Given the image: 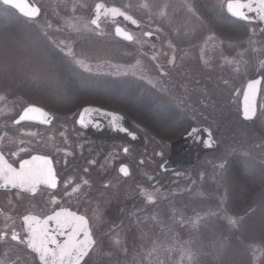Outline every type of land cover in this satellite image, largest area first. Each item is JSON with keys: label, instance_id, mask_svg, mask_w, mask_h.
Instances as JSON below:
<instances>
[{"label": "rangeland", "instance_id": "rangeland-1", "mask_svg": "<svg viewBox=\"0 0 264 264\" xmlns=\"http://www.w3.org/2000/svg\"><path fill=\"white\" fill-rule=\"evenodd\" d=\"M34 1L42 9L41 16L30 20L14 10L20 17L16 23L6 18L9 9L0 3V53L7 44L20 58L7 75L0 72V94L7 96L6 101L0 102V125L5 123V116L15 117L29 102L54 114L55 122L49 128L21 127L22 132L37 134L22 138L31 142L30 152L50 154L58 164H78L65 175V179L74 181L67 191L71 192L75 183H82L81 178L89 179L88 186L82 185L80 193L68 198L86 209L91 218L97 241L90 256L91 264H157L158 260L162 264H177L179 257L174 253L166 255L161 251L149 256L154 242L168 246L172 235L188 240L193 234L187 225L176 222L179 216L174 221L173 208L182 210L187 217L196 213L205 216L210 211L220 213L223 208L228 216L243 218L238 229H230L223 213L200 227L194 244L198 264H264V149L259 147L264 144V123L257 118L244 121L240 116L245 84L257 76L263 77L258 115L264 110V73L259 70V59L264 56L253 52L248 43L252 38L256 41L255 48L264 46L258 27L250 23L236 27L226 17L227 0H147L154 5H171L167 8L171 23L165 21L164 30L157 33L160 41L154 43L141 33L155 32L159 24L151 23L144 10L138 9L136 15L143 16V28L133 34L146 41L141 46L117 38L115 24L103 23L100 35L77 34L69 26L77 18L86 21L90 15L88 9L99 1L120 6L130 0ZM131 2L142 4L146 0ZM185 3L194 6L195 14L184 7ZM74 7L79 10L73 11ZM152 16L159 19L155 9ZM172 29L181 30L179 39H175L177 33ZM210 36L215 39L209 40ZM28 39L33 41L31 46ZM170 40L174 48L169 47ZM69 43L71 54L64 47ZM202 48L205 49L203 60L200 59ZM174 56L175 61L170 63ZM225 57L247 61L248 65L226 63ZM77 60L86 67H81ZM137 60L140 65L133 75L130 66L136 65ZM52 65L58 69L56 77L60 84L67 88L66 97L58 96L47 84L32 81L34 72ZM142 71L146 73L145 79L140 78ZM134 84L143 89L149 87L159 106L178 111L183 129L189 125L209 127L220 145L219 150L203 155L196 165L163 172L162 165H169L166 161L171 140L146 134L143 148L130 145L129 153L124 154L126 144L113 139L95 140L76 129L75 120L82 105L79 103L94 100L96 97L92 95L106 89V85ZM134 126L145 134L141 125L134 122ZM60 132L65 133L67 143ZM138 159L144 163L140 164ZM91 160L96 163L90 164ZM121 161L130 166L129 178L118 171ZM223 163L227 165L224 170L220 168ZM157 188L163 195L156 204L149 205L141 189ZM64 190L62 184L57 199ZM0 198L8 202L0 224L17 221L20 216L17 212L27 210L28 204L14 205L19 199L24 200L21 193H4ZM46 199L48 205L54 206L49 203L50 193ZM32 200L36 199H31L30 205ZM20 260L31 264L24 248L10 251L2 247L0 261L21 264Z\"/></svg>", "mask_w": 264, "mask_h": 264}, {"label": "snow or ice", "instance_id": "snow-or-ice-1", "mask_svg": "<svg viewBox=\"0 0 264 264\" xmlns=\"http://www.w3.org/2000/svg\"><path fill=\"white\" fill-rule=\"evenodd\" d=\"M5 6H10L19 10V12L30 20H35L40 15V8L37 6L30 5L27 0H0ZM223 6V5H222ZM80 7H85L81 5ZM171 5H154L147 2L142 4L132 3L131 0L127 4H121L120 6H106L104 3H96L93 8H89L90 15L87 20L81 22L80 18L76 19L75 23H70L72 31L77 34L90 33V34H102L101 24L102 18L111 17L113 23L116 25L114 29V35L120 37L123 40L131 41L141 46L146 42L141 40L137 35L126 30L124 27L119 25L117 18H123L124 21L135 25L138 29L142 27L141 20L143 16H137L136 12L138 9L144 10V15L149 17L151 23H158L159 26L155 29L156 33L161 32L165 28V21L167 20L170 24L171 21L168 18L167 8ZM184 7L189 12L195 14L194 6L190 3H185ZM227 11L235 17H239L244 20H249V12L257 13L259 19L264 21V0H227ZM153 9H155L158 20L152 16ZM79 8L74 7L73 11H78ZM203 23V22H201ZM50 27V25H49ZM194 30V29H193ZM177 33L175 39H179L181 36L180 29H172ZM143 37L151 38L154 35L152 30L142 31ZM47 36V33H45ZM214 37H209V40H214ZM33 41L27 40L28 46H31ZM63 43V42H61ZM249 47L258 56H264V46L259 49L255 48L256 41L249 38ZM57 47H60L58 44ZM64 47L68 48L69 54H71V45L64 44ZM153 47H155L153 45ZM169 47L174 48L175 45L172 41H169ZM63 51V48H61ZM205 49H201L200 59H204ZM3 58L2 64H0V72L7 75L10 68L14 67L19 61V57L16 51L4 45L3 52L0 53ZM242 55V54H241ZM153 60L156 59L154 55ZM174 56L170 63L175 61ZM225 62L232 63H243L247 67V61H233L228 60L225 57ZM76 63L80 64L81 67H86L82 61L77 60ZM207 63V61H205ZM140 65V61L137 60L136 65L130 66L133 69L132 74L136 75L135 69ZM90 71V68L88 69ZM259 70L264 73V59H259ZM58 69L52 65L46 67L42 71H36L32 74V81L34 83L47 84L53 87L58 96L66 97L67 88L65 85L60 84L56 77ZM239 71V68H237ZM127 75V73H124ZM141 79L146 78V73L143 71L140 75ZM149 83L152 80L149 79ZM159 82H157L158 84ZM261 84V80L253 79L248 83L247 91L244 93V108L243 115L246 120H252L253 118L260 119L264 123V110L257 113V106L255 104V97L258 91V85ZM157 86V85H153ZM167 91V89H162ZM7 100L5 94H0V102ZM11 111V109H9ZM98 113L102 116L109 118L110 125L128 135H132L126 127L121 124L123 117L119 116L115 112H108L102 109H91L84 108L79 113L77 123L81 127H88L89 125L99 126L98 122L92 119V113ZM5 123L0 125V187L12 188L18 190V193L23 192L31 194L33 197L42 190H53L50 193L49 203L56 206L51 211V214L44 216L40 215H24L22 217L23 229L22 231L26 234L22 236L21 232L16 231L15 222L8 224L5 223L3 228H0V247H7L10 251H14L16 248L23 247L27 250H31L32 255L37 259V264H90L91 253L95 250L97 241L93 238V233L89 227V221L86 216L79 214L76 211L71 210L68 207L61 205L57 199L55 191L58 190L61 178L57 174V170L53 166V160L49 155H30L29 158H23L22 154L30 153V141L23 139L22 137H35V132H22V122L36 121L43 125H52L54 117L45 111L41 107H37L31 102L26 106L22 107L15 117L5 116ZM11 121V124H8ZM198 129H192L191 134H198ZM61 137H65L64 132H60ZM135 137L133 136V139ZM65 143L67 138L65 137ZM214 141L212 140L211 133H209L208 141L206 146L211 147ZM264 149V144L259 146ZM57 151H64V149L57 148ZM7 152V154H6ZM123 152L129 153V148L124 147ZM66 155L70 156V152H65ZM90 164H95V160L89 161ZM144 161H140L143 164ZM226 163L220 165L222 170L226 169ZM84 172L87 173L88 169L85 168ZM119 173L123 177L130 176V170L128 165L121 164ZM82 183H75L74 187H71V192L67 189L73 185L74 181L72 178L64 179L63 187L64 192L62 195L71 197L74 194H78L81 191V187L88 186L89 179L81 178ZM107 187V185H105ZM141 194L146 199L149 205L156 204L161 196L159 189H153L151 191L147 189H141ZM197 195H203V193L197 192ZM225 197L221 198V202L224 203ZM220 213L224 214V219L227 220L230 229H238L243 218H233L228 216L223 208L220 209ZM217 212H208L205 216H201L196 213L194 216L187 217L180 209H172V216L174 221L179 216L178 223L187 225L189 231L193 233L190 235L188 240H181L178 235H172L170 237V244L164 246L154 242L153 248L149 252V256L154 253L163 252L164 254H176L179 259L177 264H198L197 252L194 251V244L198 239L200 227L205 224L209 219L219 215ZM155 218V217H153ZM62 238V239H61ZM119 243V241H117ZM0 264H8L6 261H0ZM15 264V262H11ZM157 264H162L161 261H157Z\"/></svg>", "mask_w": 264, "mask_h": 264}, {"label": "water", "instance_id": "water-1", "mask_svg": "<svg viewBox=\"0 0 264 264\" xmlns=\"http://www.w3.org/2000/svg\"><path fill=\"white\" fill-rule=\"evenodd\" d=\"M27 2L30 5L39 7L38 4H36V2L34 0H27ZM97 3H104L106 6H109V7L116 6V5H107L103 1H99ZM226 4H227V1L225 3V11L227 12V14L229 16H231L233 18H236V19H238L240 21H243V22H247V23H251V24L256 25L258 27L259 34L261 35L262 38H264V21H261L259 19L257 13H255V12H249L248 13V16L250 17V19L249 20H244V19H241L239 17H235V16L231 15V13H229L227 11ZM93 9H94V7H93ZM15 10L19 14H21L19 12V10H17V9H15ZM40 10H41V8H40ZM41 14H42V10L40 11L39 17L41 16ZM117 19H118V22L120 23L119 25L121 27H124L126 30H128V31H130L132 33L133 32L134 33H137L139 31H141V29H142V27L138 29L135 25H131L130 23L124 21L123 18H117ZM102 21H104L105 23L114 24L113 21H112V19H111V17L102 18ZM114 29H115V27H114ZM118 38L119 39H122L120 37H118ZM148 39H150L154 43H158L160 41V36H159V34H157L156 32H154L153 37L148 38ZM123 41L128 42V43L131 42V41H126V40H123ZM253 79H259V80H261V84H262V77L261 76L252 78V79H250L245 84V87H244V90H243V93H242V97H241V107H240V110H241V113H240L241 118L243 120H245V121H252V120L255 119V118H253L252 120H246L244 118V115H243L244 93L247 91L248 83L251 80H253ZM261 84L257 86L258 87V91H257L256 97H255V104H256V106H257V103H258V97H259V94H260ZM34 105L37 106V107H41V106L36 105V104H34ZM41 108H43V107H41ZM84 108L102 109V110L108 111V112H115L119 116L123 117V119L121 121V124L124 127H126L128 129V131L132 135H128V134H126L124 132H120V131L114 129L110 125L109 118L107 116H102V115H100L98 113H95V112L92 113V119L94 121L98 122V125L99 126L97 127L95 125H89L86 128L85 127H81V125L77 123V120L79 118V113ZM43 109L45 111L49 112V114L52 115L55 118V116H54V114L52 112H50L49 110H47L45 108H43ZM257 111H258V107H257ZM79 113H78V115L76 117V126L79 129H81L82 131L86 132L91 137L95 138V139H101V140H104V139H114V140H118V141L124 142V143H126L128 145H135V146H137L139 148H143L145 146V144H146V137H145V135L142 134V133H140L139 131H137L134 128V126H133L131 120L129 119V117L125 113H123L121 111L114 110V109H110V108H106V107H102L100 105L88 104V105L83 106L80 109ZM22 123H34V124H38V125H42V126H51V125H43V124H40V123H38L36 121L22 122ZM192 129H198L199 130L198 131V134L192 135L191 134V130ZM209 133H211L212 140L214 141V143L212 144L211 147L206 146V142L208 141ZM133 136L135 137L134 139H133ZM219 148H220V145H219L218 141L216 140V138L214 137L213 131L209 127H207L205 125H190L175 140H173V141L170 142V146H169V150L170 151H169V155H168V158H167V162L170 163V166L167 167V168H165L164 166H162V169L163 170H168V171H174L179 166H193V165H195L200 160V158L203 155L208 154V153L215 152V151L219 150ZM33 155H42V154H33ZM129 170H130V168H129ZM176 175H178V174H176ZM0 190H13V189L12 188L0 187ZM0 212H1V209H0ZM26 215H35V214H26ZM86 219H88V218L86 217ZM88 221H89V219H88ZM20 226H21L22 236H25V238H26V234L22 231V229H23V221H22V218L20 220ZM89 227H90V229L92 231V228L90 226V221H89ZM93 238H94V235H93ZM29 251L31 252V250H29Z\"/></svg>", "mask_w": 264, "mask_h": 264}, {"label": "trees", "instance_id": "trees-1", "mask_svg": "<svg viewBox=\"0 0 264 264\" xmlns=\"http://www.w3.org/2000/svg\"><path fill=\"white\" fill-rule=\"evenodd\" d=\"M8 9V17L6 16V18L13 21L12 23H16L17 19L20 17L13 9ZM226 17L233 20L236 27L244 23L230 17L227 14ZM234 28L235 27H233V29ZM106 86V89L98 91L96 94L92 95L96 97L94 100L89 103H79L82 104L81 107L86 104H97L103 107L122 111L129 116L133 124L136 122L142 126L145 131V134L143 133L145 136L146 134H149L148 136H156L172 141L176 139L184 130L180 113L167 107L163 108V106H159L157 104V99L154 97L152 90H150L149 87L147 89H143L140 85L135 84L131 86ZM13 91H15V89H13ZM112 92L116 93L117 96H115Z\"/></svg>", "mask_w": 264, "mask_h": 264}, {"label": "flooded vegetation", "instance_id": "flooded-vegetation-1", "mask_svg": "<svg viewBox=\"0 0 264 264\" xmlns=\"http://www.w3.org/2000/svg\"><path fill=\"white\" fill-rule=\"evenodd\" d=\"M104 22L102 21V24ZM101 24V25H102ZM142 25V24H141ZM142 28H143V25H142ZM142 30V29H141ZM140 32V31H139ZM122 41V40H121ZM262 77V76H261ZM262 83H263V77H262ZM262 86V84H261ZM260 91H261V88H260ZM54 122H55V118H54ZM53 122V123H54ZM76 122V120H75ZM21 127H37V128H49L51 126H42V125H38V124H34V123H22V126ZM76 129L77 130H80L79 128H77L76 126ZM82 131V130H80ZM83 132V131H82ZM89 135H87L86 137H88ZM91 137V136H89ZM92 138V137H91ZM94 139V138H93ZM95 140H101V139H95ZM122 143V142H121ZM128 148V147H127ZM123 151V150H122ZM124 153V152H123ZM7 154V152H6ZM33 154H42V155H49L52 160H53V166L55 167V169L57 170V174L58 176L61 178V181H60V185L58 187V190L55 191V194L59 191L62 192V184H63V181L65 179V175L68 174L69 172H71V170H73V168L77 167L78 164L77 163H71V164H68L66 162L64 163H60L58 164L57 161L55 160V158L50 155V154H47V153H42V152H38V151H33V152H30V153H27L25 155H22L23 158H28L30 155H33ZM125 154V153H124ZM128 154V153H127ZM75 158V157H73ZM71 160V159H70ZM138 162L140 163V159H138ZM121 164H126L128 165L127 163H125L124 161H121V163L119 164L118 166V171H119V167L121 166ZM128 167L130 168V166L128 165ZM63 171H65L63 173ZM163 172H167L165 170H162ZM130 176H131V169H130ZM129 176V177H130ZM127 177V178H129ZM15 191V193L17 192L18 193V190L14 189V190H0V194H4V193H11ZM53 190H42L41 192H38L34 197L31 195V194H27V193H23V192H20L21 194H23L25 196L24 200H20L17 201V203H15L14 205L15 206H22L24 207L25 204L28 206L26 207L27 210H24V211H19L17 212V214H20L19 218L17 221H14L15 222V228H16V231L18 232H21V226H20V220L21 218L26 215V214H35V215H40V216H44V215H47V214H51V211L53 210L54 207L56 206H50L48 205V201L46 199V194H49L51 193ZM31 199H36V200H32V205H30V202H31ZM58 200L60 201L61 205L64 206V207H68L70 208L71 210L73 211H76L78 212L79 214H83L85 215L89 221H90V226L92 228V223H91V218L90 216L87 214L86 212V209H83L82 207H78L75 202H69V198L68 196H61V197H58ZM8 202L4 201L3 199L0 198V209H1V212H0V216H3L7 213V208L4 207V205H6ZM37 204L36 206H34V204ZM85 206H87L86 203H84ZM5 223H8V224H11L13 223V221H7V222H3L2 224H0V228H3V226L5 225ZM22 234V233H21ZM23 248V247H22ZM25 249V248H24ZM1 251H2V247H0V254H1ZM25 251L28 253V255L31 257V264H37V259L32 255V253L25 249ZM26 263H23L21 260V264H30L28 260H24ZM28 262V263H27ZM90 264H91V259H90Z\"/></svg>", "mask_w": 264, "mask_h": 264}]
</instances>
